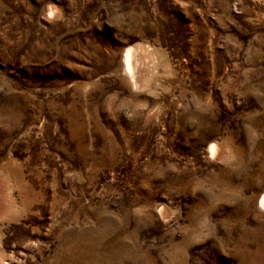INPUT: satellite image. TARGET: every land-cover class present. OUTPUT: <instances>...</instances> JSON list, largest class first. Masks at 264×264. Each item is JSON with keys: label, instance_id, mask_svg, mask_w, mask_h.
<instances>
[{"label": "rangeland", "instance_id": "obj_1", "mask_svg": "<svg viewBox=\"0 0 264 264\" xmlns=\"http://www.w3.org/2000/svg\"><path fill=\"white\" fill-rule=\"evenodd\" d=\"M0 264H264V0H0Z\"/></svg>", "mask_w": 264, "mask_h": 264}, {"label": "bare ground", "instance_id": "obj_2", "mask_svg": "<svg viewBox=\"0 0 264 264\" xmlns=\"http://www.w3.org/2000/svg\"><path fill=\"white\" fill-rule=\"evenodd\" d=\"M50 11H52V8L50 9ZM136 52H138L137 48L135 49L133 47H128L126 49V51L124 52V66H125V70L129 73V75H131L132 79H133V76H134L133 73L135 71L134 68L136 67V64H140V61L137 59V57H135V53ZM138 58H139V56H138ZM209 148L213 152L214 149H215V145L211 144Z\"/></svg>", "mask_w": 264, "mask_h": 264}]
</instances>
